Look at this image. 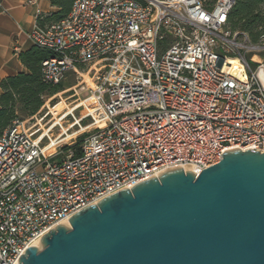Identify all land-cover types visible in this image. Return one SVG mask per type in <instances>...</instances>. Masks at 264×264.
<instances>
[{
    "label": "built area",
    "instance_id": "1",
    "mask_svg": "<svg viewBox=\"0 0 264 264\" xmlns=\"http://www.w3.org/2000/svg\"><path fill=\"white\" fill-rule=\"evenodd\" d=\"M235 1L75 0L32 27V45L53 54L41 82L88 74L99 124L77 154L46 151L24 123L0 135V264L115 193L185 166L198 175L229 151L264 153V28L256 42L230 31Z\"/></svg>",
    "mask_w": 264,
    "mask_h": 264
},
{
    "label": "water",
    "instance_id": "2",
    "mask_svg": "<svg viewBox=\"0 0 264 264\" xmlns=\"http://www.w3.org/2000/svg\"><path fill=\"white\" fill-rule=\"evenodd\" d=\"M18 264H264V153L229 151L87 207Z\"/></svg>",
    "mask_w": 264,
    "mask_h": 264
},
{
    "label": "trees",
    "instance_id": "3",
    "mask_svg": "<svg viewBox=\"0 0 264 264\" xmlns=\"http://www.w3.org/2000/svg\"><path fill=\"white\" fill-rule=\"evenodd\" d=\"M75 0H48L56 11L40 15L36 18V25L43 28L65 18L71 10ZM227 27L232 32L243 33L251 42H256L260 30L264 28V0H236L227 16ZM53 54L44 48L32 45L24 52L18 53V60L26 72L18 73L0 81V135L10 128L14 122L35 115L44 104V99L67 92L62 85L46 86L41 82V63ZM58 93V94H57ZM48 108V107H47ZM49 110V108H48ZM70 148L79 153L83 140ZM68 147L63 148L67 150Z\"/></svg>",
    "mask_w": 264,
    "mask_h": 264
},
{
    "label": "rangeland",
    "instance_id": "4",
    "mask_svg": "<svg viewBox=\"0 0 264 264\" xmlns=\"http://www.w3.org/2000/svg\"><path fill=\"white\" fill-rule=\"evenodd\" d=\"M61 85L63 90L58 93L64 91L67 93L55 98H52L54 95L45 98L43 106L35 115L19 121V123H24L28 133L36 134L39 137L38 140L42 138V144L48 148L53 146H59L61 149L69 148L70 144L78 142L79 137L81 141L84 140L99 123L97 121L94 124L89 116L97 109L91 101H87L91 95L87 87H92L91 82L83 75L78 78L70 75L62 81ZM81 88L84 89L81 90ZM73 91L77 95L71 97L74 94ZM78 131L82 132L71 139L70 135Z\"/></svg>",
    "mask_w": 264,
    "mask_h": 264
},
{
    "label": "crops",
    "instance_id": "5",
    "mask_svg": "<svg viewBox=\"0 0 264 264\" xmlns=\"http://www.w3.org/2000/svg\"><path fill=\"white\" fill-rule=\"evenodd\" d=\"M54 11L48 0H37L34 5H26L24 0H0V81L26 72L18 53L32 47L28 33L36 18Z\"/></svg>",
    "mask_w": 264,
    "mask_h": 264
},
{
    "label": "bare ground",
    "instance_id": "6",
    "mask_svg": "<svg viewBox=\"0 0 264 264\" xmlns=\"http://www.w3.org/2000/svg\"><path fill=\"white\" fill-rule=\"evenodd\" d=\"M82 75L85 76V78H87V79L91 82V84H92V87H91V88H88V87H87V88H88V89H91V90H94V89H95V85H94V83L92 82V80H91V78L89 77V75L86 74V73H84V74H81L80 77H81ZM88 99H89V100H87V101H91V102L97 107V105H96V103H95V100H94L93 96H89ZM98 124H99V123H98ZM81 132H82V131H78V132H75V133L71 134V135H70V138H71V139H74V138H75L78 134H80ZM54 149H55V146H53V147H51V148H48L47 146L45 147V150L48 151V152H53ZM182 170H184V172H191V173H193V174H196V173H197V171H196L195 169H193L192 167H190V166H185ZM62 225H63V226H66V227L69 228L68 221L63 222ZM34 247H36V248H38V249H41V243H40V242H36V243L34 244Z\"/></svg>",
    "mask_w": 264,
    "mask_h": 264
}]
</instances>
